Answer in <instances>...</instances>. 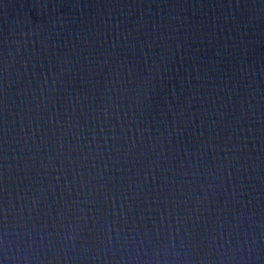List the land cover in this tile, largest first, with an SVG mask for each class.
Wrapping results in <instances>:
<instances>
[{"label":"water","instance_id":"water-1","mask_svg":"<svg viewBox=\"0 0 264 264\" xmlns=\"http://www.w3.org/2000/svg\"><path fill=\"white\" fill-rule=\"evenodd\" d=\"M0 264H264V0H0Z\"/></svg>","mask_w":264,"mask_h":264}]
</instances>
